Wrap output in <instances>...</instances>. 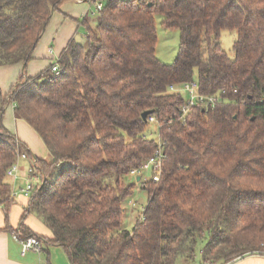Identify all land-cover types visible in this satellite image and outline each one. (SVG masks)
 Wrapping results in <instances>:
<instances>
[{"label":"trees","instance_id":"trees-1","mask_svg":"<svg viewBox=\"0 0 264 264\" xmlns=\"http://www.w3.org/2000/svg\"><path fill=\"white\" fill-rule=\"evenodd\" d=\"M72 0H0V67L27 65L52 16ZM86 41L70 42L59 72L21 77L0 107V206L14 203L7 171L18 152L39 165L42 184L19 230L63 247L71 264H176L203 241L206 263L264 255V0H104ZM152 3V6L149 4ZM180 31L173 64L156 55L155 16ZM222 31L237 32L231 59ZM198 81L221 94L215 108L184 105L172 86ZM41 137L51 160L31 156L3 124L8 104ZM151 111L147 121L142 115ZM153 117L157 138L146 131ZM164 143L159 182L132 230L126 205L142 167ZM35 214L50 236L25 225Z\"/></svg>","mask_w":264,"mask_h":264},{"label":"crops","instance_id":"crops-1","mask_svg":"<svg viewBox=\"0 0 264 264\" xmlns=\"http://www.w3.org/2000/svg\"><path fill=\"white\" fill-rule=\"evenodd\" d=\"M93 10L94 6L87 0L66 2L61 7L60 12L53 14L34 51V58L31 62L27 65L0 67V107L2 96L9 93L21 77H34L50 69L68 48L70 42L85 43L87 29L89 27L95 28L97 25L96 16L92 15ZM50 49H53L54 52L50 53ZM14 107L13 103L8 104L3 119L4 126L28 148L32 157L51 160V154L41 137L26 121L15 117ZM45 148L49 154L46 153ZM41 155L45 156L42 157ZM29 162L23 161L25 165L23 166L24 175H26ZM17 184L18 187L23 186L25 184L24 179L20 180V184L19 182ZM11 185H13V181ZM30 199L31 196L25 195L14 198V203L9 211L0 206V264H53L50 258L43 255L45 254L44 251L41 254L29 252L23 256L21 245L13 238L20 228L24 211L28 207ZM24 223L34 233L50 236V232L35 214L28 215ZM229 264H264V255L247 254Z\"/></svg>","mask_w":264,"mask_h":264},{"label":"built area","instance_id":"built-area-1","mask_svg":"<svg viewBox=\"0 0 264 264\" xmlns=\"http://www.w3.org/2000/svg\"><path fill=\"white\" fill-rule=\"evenodd\" d=\"M87 1L94 6V10L92 12L93 16H97V14L105 7L104 0ZM53 52L54 50L50 49V53ZM58 61L59 58L51 67L53 72L60 71ZM169 91L171 94L181 95L184 98V105L182 106L179 116L177 117V119L184 124L187 122V117L193 109L197 107L203 108L204 110L215 108L217 105L222 103L221 94L226 93V90H223L220 94L214 95L202 93L200 92L198 81L184 83L179 86H172L170 87ZM149 122L153 124L156 123V120L155 118L151 117ZM158 145V151L155 153V155L151 157L142 167L136 168L131 172V176L137 178V185L139 187L145 182L143 172L149 171L150 169H152L153 181L159 182L161 179L165 155L163 152L164 143L161 141L160 136ZM21 161H30L29 167L26 170V175L23 174L24 170L21 166ZM7 178L12 179L13 181V185H11L13 198H16L20 195L32 196L38 191L42 184V176L39 165L36 160H31L26 152L17 153V159L15 163L7 171ZM23 179L25 184L18 187L17 183ZM138 179H140V181H138ZM130 204L131 208L134 210L136 202L132 200ZM13 238L21 245L23 256H26L29 252L41 254L44 251L43 244L37 237H28L20 232L18 234H14Z\"/></svg>","mask_w":264,"mask_h":264},{"label":"rangeland","instance_id":"rangeland-1","mask_svg":"<svg viewBox=\"0 0 264 264\" xmlns=\"http://www.w3.org/2000/svg\"><path fill=\"white\" fill-rule=\"evenodd\" d=\"M155 19H156V27H157V35H158L157 52H156L157 58L164 64H173L179 52L180 37H181L180 31L164 28L162 25L163 16L159 14L155 16ZM237 35H238L237 32H232V31H222L220 35L222 48L227 53L228 57L231 59L235 58V52L233 50V46L235 40L237 39ZM157 133H158V126L156 124H150V126L146 131V135L149 136L150 138H157ZM45 151L47 154H49L47 148H45ZM41 156L44 157L45 155H41ZM21 166L22 167L25 166L23 164V161H21ZM143 176L145 181L152 179L153 177L152 169L143 172ZM9 180L11 181L10 183L12 184V179L8 178L7 181ZM128 182L137 184V178L129 176ZM140 187L137 185L135 195L132 199L133 201L136 202L134 210L131 208L130 203H127L126 205L124 228L128 230L133 229L136 220L139 218V216L141 215L143 209L145 208L148 202L147 193L145 191H142ZM204 246L205 244L203 241L199 242V244L196 247L195 256L193 258L179 257L176 261V264H210V263H206L203 259L202 249ZM47 248L49 250V255L46 252L43 255L46 256L47 258H50L53 264H71L69 257L65 252V250L63 249V247L57 245H48ZM212 264H222V263L215 262Z\"/></svg>","mask_w":264,"mask_h":264},{"label":"water","instance_id":"water-1","mask_svg":"<svg viewBox=\"0 0 264 264\" xmlns=\"http://www.w3.org/2000/svg\"><path fill=\"white\" fill-rule=\"evenodd\" d=\"M149 6H152V3H150ZM150 114H151V111H146L143 113L142 117H143L144 121H147V118ZM138 181H140V179H138Z\"/></svg>","mask_w":264,"mask_h":264}]
</instances>
